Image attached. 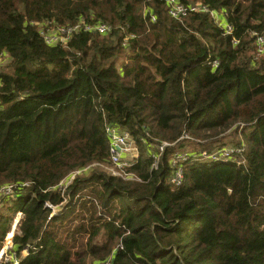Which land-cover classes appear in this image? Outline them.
<instances>
[{"label":"trees","instance_id":"obj_1","mask_svg":"<svg viewBox=\"0 0 264 264\" xmlns=\"http://www.w3.org/2000/svg\"><path fill=\"white\" fill-rule=\"evenodd\" d=\"M178 1L208 11L0 0V188L12 187L0 195V248L22 213L5 264H264V0ZM45 20L111 30L46 44L32 23ZM105 125L134 137L135 178L87 172L108 161ZM161 141L173 145L150 170L148 147ZM226 146L243 148L240 162L198 155ZM174 150L196 155L178 186Z\"/></svg>","mask_w":264,"mask_h":264},{"label":"built area","instance_id":"obj_2","mask_svg":"<svg viewBox=\"0 0 264 264\" xmlns=\"http://www.w3.org/2000/svg\"><path fill=\"white\" fill-rule=\"evenodd\" d=\"M168 4V13L171 17L179 18L188 14L189 12H197V11H208V7L201 3H194L185 5L178 0H167ZM211 14L216 17V20L219 22L217 17V13L214 11H210ZM151 21H155V16L150 14ZM37 26L38 32L41 37L44 39L46 44H57V43H65L66 40L74 33L79 30L91 31L95 30L100 34L107 33L111 30V26L106 23L99 24H86L83 22L65 26H56L51 20H45L42 22H32ZM231 27L226 25V32H229ZM130 35H126L123 38V43L125 44ZM257 49L261 52L263 50L264 39L261 36H257ZM236 42V40H234ZM3 58L0 57V61ZM217 61H214L213 65H216ZM104 130L107 134L108 138V164L112 166L111 174L120 176L123 179H131L135 178L132 173L127 172V168L130 167L139 157L140 151L138 145L134 139V137L126 130L121 129L120 127L114 125H105ZM180 139H189L193 140L191 136H189L186 132H184L179 138ZM173 143H169L167 141H161L155 144V147L150 150L148 147V153L151 158L150 170L158 169L164 153L166 149L172 146ZM243 150V148H220L214 150L212 152L200 151L199 157L201 158H209L210 160H238L239 153ZM195 153L190 150H174L170 156L168 157V167L170 168L171 176L169 178V182L173 186H178L183 182L184 179V170H185V162L188 160L195 158ZM80 171H74L70 174L66 180L64 179L61 184L67 185L76 174ZM12 187L5 186L0 188L1 194H11ZM56 214L54 211L51 215ZM12 236V235H11ZM12 240V237H11ZM11 246V245H10ZM27 251V249H25ZM11 258V256H10ZM112 256H109L106 260H104L101 264H111Z\"/></svg>","mask_w":264,"mask_h":264},{"label":"rangeland","instance_id":"obj_3","mask_svg":"<svg viewBox=\"0 0 264 264\" xmlns=\"http://www.w3.org/2000/svg\"><path fill=\"white\" fill-rule=\"evenodd\" d=\"M241 1V0H239ZM7 61L4 59L3 62H0V72L3 71V70H7ZM5 64V66L3 65ZM227 140V139H225ZM224 148H230L229 146H226ZM87 168V167H86ZM86 168H83L81 170H79L80 172L78 173L80 176L83 175L84 171ZM92 169H98V170H102L104 172H106L107 174H111V170H112V166L110 164H108V162H102V163H93V164H90V167L87 168V172L91 171ZM84 170V171H83ZM77 174V175H78ZM66 180V179H65ZM1 201H2V198L0 196V211H6L5 210V207L2 206L1 204ZM62 204L58 205L57 207H54V212L57 213L58 211L62 210ZM2 211V212H3ZM22 217V213L21 212H18L16 214H14L13 218H12V225H11V228H10V233L8 235H6V237L4 238V241H3V244H2V247L0 248V264H5L7 263L9 260H10V254L8 253V248L10 247V245L12 244V240H11V237L13 236L14 232L16 231V228H17V224L20 220V218ZM77 222H80V221H77ZM12 235L10 238L8 236ZM87 239V237L84 236V241ZM28 252L26 250H23L21 255L24 256L26 255Z\"/></svg>","mask_w":264,"mask_h":264}]
</instances>
